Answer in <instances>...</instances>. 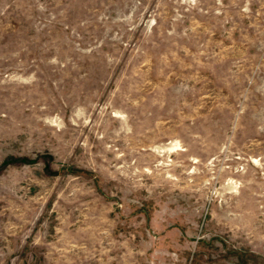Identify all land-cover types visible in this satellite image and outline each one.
<instances>
[{"label":"rangeland","instance_id":"obj_1","mask_svg":"<svg viewBox=\"0 0 264 264\" xmlns=\"http://www.w3.org/2000/svg\"><path fill=\"white\" fill-rule=\"evenodd\" d=\"M0 264H264V0H0Z\"/></svg>","mask_w":264,"mask_h":264}]
</instances>
